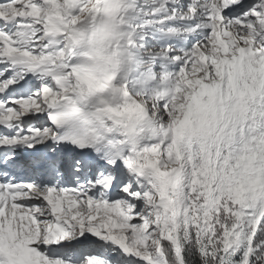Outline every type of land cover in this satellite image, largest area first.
Instances as JSON below:
<instances>
[{
    "label": "snow or ice",
    "instance_id": "1",
    "mask_svg": "<svg viewBox=\"0 0 264 264\" xmlns=\"http://www.w3.org/2000/svg\"><path fill=\"white\" fill-rule=\"evenodd\" d=\"M0 264H264V0H0Z\"/></svg>",
    "mask_w": 264,
    "mask_h": 264
}]
</instances>
